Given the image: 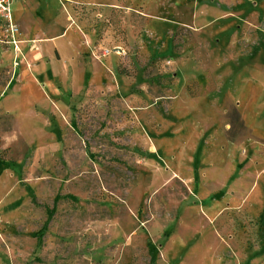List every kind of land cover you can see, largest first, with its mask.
<instances>
[{
	"label": "rangeland",
	"instance_id": "1",
	"mask_svg": "<svg viewBox=\"0 0 264 264\" xmlns=\"http://www.w3.org/2000/svg\"><path fill=\"white\" fill-rule=\"evenodd\" d=\"M18 10L0 264H264V0Z\"/></svg>",
	"mask_w": 264,
	"mask_h": 264
},
{
	"label": "built area",
	"instance_id": "2",
	"mask_svg": "<svg viewBox=\"0 0 264 264\" xmlns=\"http://www.w3.org/2000/svg\"><path fill=\"white\" fill-rule=\"evenodd\" d=\"M17 0H0V29L4 31V39L2 42L6 45H13L14 48L19 50L18 39L20 27L14 20L12 6ZM63 1V0H61Z\"/></svg>",
	"mask_w": 264,
	"mask_h": 264
},
{
	"label": "crops",
	"instance_id": "3",
	"mask_svg": "<svg viewBox=\"0 0 264 264\" xmlns=\"http://www.w3.org/2000/svg\"><path fill=\"white\" fill-rule=\"evenodd\" d=\"M22 0H17L15 3V5L17 6L15 12L13 10V16H14V20L18 23V25L20 26V23H21V17H22V14H23V11L22 10H18L19 9V6H20V3H21ZM14 5V4H13ZM12 9H13V6H12ZM21 9V7H20ZM22 41V40H21Z\"/></svg>",
	"mask_w": 264,
	"mask_h": 264
}]
</instances>
